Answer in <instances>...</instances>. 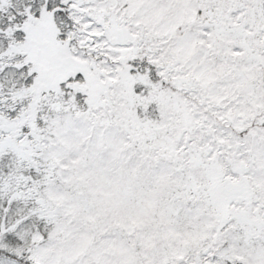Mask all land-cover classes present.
Masks as SVG:
<instances>
[{"label":"snow or ice","instance_id":"obj_1","mask_svg":"<svg viewBox=\"0 0 264 264\" xmlns=\"http://www.w3.org/2000/svg\"><path fill=\"white\" fill-rule=\"evenodd\" d=\"M0 264H264V0H0Z\"/></svg>","mask_w":264,"mask_h":264}]
</instances>
